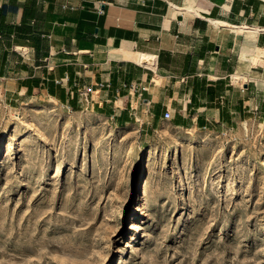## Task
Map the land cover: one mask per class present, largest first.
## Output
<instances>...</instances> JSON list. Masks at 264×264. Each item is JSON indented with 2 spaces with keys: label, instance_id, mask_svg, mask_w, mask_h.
<instances>
[{
  "label": "rangeland",
  "instance_id": "rangeland-1",
  "mask_svg": "<svg viewBox=\"0 0 264 264\" xmlns=\"http://www.w3.org/2000/svg\"><path fill=\"white\" fill-rule=\"evenodd\" d=\"M4 87L0 264H264L263 118L146 131Z\"/></svg>",
  "mask_w": 264,
  "mask_h": 264
},
{
  "label": "crops",
  "instance_id": "crops-1",
  "mask_svg": "<svg viewBox=\"0 0 264 264\" xmlns=\"http://www.w3.org/2000/svg\"><path fill=\"white\" fill-rule=\"evenodd\" d=\"M0 81L9 105L233 129L264 119V0H0Z\"/></svg>",
  "mask_w": 264,
  "mask_h": 264
},
{
  "label": "built area",
  "instance_id": "built-area-1",
  "mask_svg": "<svg viewBox=\"0 0 264 264\" xmlns=\"http://www.w3.org/2000/svg\"><path fill=\"white\" fill-rule=\"evenodd\" d=\"M165 120H170L171 119V115H170V113L168 112V111H166L165 113H164V117H163Z\"/></svg>",
  "mask_w": 264,
  "mask_h": 264
},
{
  "label": "bare ground",
  "instance_id": "bare-ground-1",
  "mask_svg": "<svg viewBox=\"0 0 264 264\" xmlns=\"http://www.w3.org/2000/svg\"><path fill=\"white\" fill-rule=\"evenodd\" d=\"M141 57H142V59H145V57H144V56H141ZM173 151H174V152H176V148H175V147H174V150H173ZM179 183H180V187H182V186L184 185V184H183L184 182H182V181H181V182H179Z\"/></svg>",
  "mask_w": 264,
  "mask_h": 264
}]
</instances>
